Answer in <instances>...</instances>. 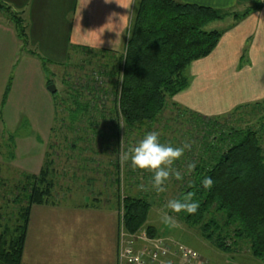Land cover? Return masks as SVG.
<instances>
[{
	"label": "trees",
	"instance_id": "16d2710c",
	"mask_svg": "<svg viewBox=\"0 0 264 264\" xmlns=\"http://www.w3.org/2000/svg\"><path fill=\"white\" fill-rule=\"evenodd\" d=\"M250 9L239 14L180 0H137L125 50L120 57L122 77L112 90L114 106L110 113L115 116L116 128L120 130L121 121L128 130L157 121L168 106V99L189 86L187 69L190 64L210 55L224 34V30L207 27L230 15L238 19L249 13ZM0 10L10 14L22 49L35 54L28 48L29 35L25 20L10 11V7L2 0ZM113 74L116 75V71L110 72V75ZM10 86L11 79L3 103ZM104 92L108 94L107 90ZM56 93L52 94L55 106L58 103ZM83 95L82 90L71 89L70 86L69 97L73 107L69 108V122L72 127L77 120L89 119L92 110L100 107L97 101L93 105L89 101H82ZM95 98L99 100V96ZM176 105L173 103V107ZM177 110L189 115L193 119L191 123L196 122L194 127L201 137L197 141L202 150L192 173L185 171L183 178L178 180L182 186L177 196V199H183L187 193H193L199 208L195 214L180 212L181 215L188 225L198 227L207 240L213 241L224 252L231 253L235 245L245 241L255 258L264 259L262 137L250 128L228 127V130L217 131L215 126H218L221 116L205 117L182 107H177ZM103 112L102 115H105ZM90 124H94L92 120ZM1 127L0 154L12 160L15 157V133L6 130L0 112V130ZM2 138H5L4 141ZM78 140L83 138L71 141L73 148L77 147ZM51 148L53 145L49 144L48 149ZM188 157L189 154H186L182 160ZM175 164H179V160ZM54 165L53 155L47 150L39 173L22 172L21 179L10 189L11 198L6 200L7 192L2 194L4 203L0 204V264H22L32 207L60 204L54 198ZM104 173L116 174L110 169ZM205 177H211L214 181L210 189L203 187ZM90 181L94 179L90 178ZM119 197L121 226L125 232L133 234L145 228L148 236L157 237L155 226L147 223L152 203L144 196ZM92 203H85L84 206H92Z\"/></svg>",
	"mask_w": 264,
	"mask_h": 264
},
{
	"label": "crops",
	"instance_id": "0c3cea01",
	"mask_svg": "<svg viewBox=\"0 0 264 264\" xmlns=\"http://www.w3.org/2000/svg\"><path fill=\"white\" fill-rule=\"evenodd\" d=\"M3 1L20 10L16 0ZM180 1L230 13L251 9L236 20L218 22L224 34L217 47L190 64L189 86L172 98L174 102L205 117L264 103V0ZM136 4L137 0H32L31 12H22L28 23L29 49L40 46L42 54L22 49L14 25L0 13V112L6 130L15 133V157L7 160L0 154L1 162L32 174L44 164L55 104L42 60L68 52L62 44L54 51V41L63 39L66 48L124 51ZM64 203L32 207L22 264H117L114 216L110 215V231L97 225L87 231L86 218L104 221L105 215L90 213L85 204ZM102 250L109 254L100 259Z\"/></svg>",
	"mask_w": 264,
	"mask_h": 264
},
{
	"label": "rangeland",
	"instance_id": "374dc122",
	"mask_svg": "<svg viewBox=\"0 0 264 264\" xmlns=\"http://www.w3.org/2000/svg\"><path fill=\"white\" fill-rule=\"evenodd\" d=\"M16 1L20 8L19 11L2 0L6 6L10 7V11L25 20L26 25V15L22 11L31 12L30 4L32 0ZM0 13L14 25L9 13H6L5 10H0ZM227 18L231 21L236 20L232 15L227 16ZM218 22L210 24L207 28L222 29V24L219 23L218 25ZM26 26L28 33V23ZM57 39L59 38L57 37ZM58 44H62L61 49L65 48L68 51L66 55L62 56L59 54L54 59L42 60L44 70L48 74L49 86L51 84L55 85L58 102L57 106H55L57 118L54 119L52 126L54 129L48 140V144H52L53 148L48 149L47 147V150L51 151L55 160V165L53 166L56 180L54 198L60 203L65 202L66 204L64 203V205L72 204L75 207H83L85 203L94 201L92 206L84 207L90 208V213L97 211L94 214L105 215L107 219L103 221L97 218L98 220L95 221L94 216L86 218L83 224L87 231H90L96 225L99 226L98 229L106 228L110 231L112 218L110 215L114 216L117 264L120 262V251L124 243L122 232L125 231L121 226L122 212L120 210L119 196L126 195L144 196L152 203L147 223L156 228L158 236L153 238L165 239L168 242L189 246L199 252L203 259L209 261L210 264H264V259L255 258L251 254L250 246L247 242L240 241L234 246L231 253H226L215 246L213 241L207 240L198 227L188 225L181 213L169 210L166 207L168 201L177 199L182 186L174 175L166 181V191L160 193L152 186V173L146 170L134 169L130 163L122 165L120 162L122 152L136 145L148 132L157 131L160 133L159 139L163 144H171L174 147H182L185 143L190 145V149H185L183 155L189 154V157L186 160H182V156L179 159V164H174L173 166L175 170L185 174V171H189L188 165L195 163L202 152L201 144L197 141V138L201 137L197 135L194 127L196 122L191 123L193 119L189 115L182 114V112L177 110V107L180 109L181 106L177 104L176 107H173L174 100L168 99V106L154 123H148L141 128L128 130L121 121L120 130L117 129L114 123L115 116L114 114L111 115L110 110L114 106L112 90L122 77V67L120 66L119 68V63L124 51L113 52V50L79 46L66 48V43L63 39L54 41V46L56 47L52 48L54 51L58 52L60 47ZM28 48H30V42ZM35 49L42 54V47L36 46L32 50ZM44 61L46 62L44 63ZM111 71H116L117 74L110 75ZM70 86L71 89L82 90L84 93L82 101H89L91 105L95 101L100 103L99 109L94 108L92 110L89 119L82 118L77 120L73 127L69 122V108L73 107L69 97ZM106 90L108 94L104 92ZM51 93L53 94V92ZM97 96H99V100L95 98ZM102 110H104L103 113L105 115H102ZM219 116H221L219 117V124L215 126L217 131L221 129L228 130V127L256 130L262 137V146L264 148V127L262 126L264 124V103L259 106H254L253 104L242 105L229 113ZM207 117L215 118L216 116ZM62 119H65V121H61ZM91 120L94 123L93 125H89ZM113 123L114 125H112ZM219 134V132L216 133L217 136ZM64 138H69V142L64 140ZM75 138H83V140H78L77 147L73 148L71 141ZM4 139L2 138L3 141ZM86 159L91 161H86ZM109 169L116 174L108 173L106 175L104 172ZM21 173L20 170H15L14 167L0 161V204L4 203L2 194L7 192L6 200L11 198L10 189L21 179ZM188 173L191 174L192 170ZM90 178L94 179V181H90ZM165 213L173 218V223H165L163 221ZM145 230L143 228L136 233H145ZM134 244L136 246L141 245L140 247L144 246L143 242L138 239L135 240ZM99 253L100 259L107 257L109 254L106 250H102Z\"/></svg>",
	"mask_w": 264,
	"mask_h": 264
},
{
	"label": "clouds",
	"instance_id": "9594fccd",
	"mask_svg": "<svg viewBox=\"0 0 264 264\" xmlns=\"http://www.w3.org/2000/svg\"><path fill=\"white\" fill-rule=\"evenodd\" d=\"M159 137L160 133L157 131L148 132L136 145L121 153L120 162L122 165L130 163L134 169L152 173V186L157 192L162 193L166 191L165 183L170 177L174 175L177 180L183 178L173 166L184 155L185 149H190V145L185 143L182 147H174L171 144L161 143ZM195 167V163H190L188 170L191 171ZM202 184L205 189H210L214 181L211 177H205ZM193 196L194 194L189 192L183 199L169 200L166 207L175 213L195 214L199 203L193 199ZM163 221L174 222L167 213L164 214Z\"/></svg>",
	"mask_w": 264,
	"mask_h": 264
},
{
	"label": "built area",
	"instance_id": "2783aa9c",
	"mask_svg": "<svg viewBox=\"0 0 264 264\" xmlns=\"http://www.w3.org/2000/svg\"><path fill=\"white\" fill-rule=\"evenodd\" d=\"M122 234L124 243L119 264H210L189 246L151 238L146 232L131 234L123 231ZM136 239L142 241L144 246H136Z\"/></svg>",
	"mask_w": 264,
	"mask_h": 264
},
{
	"label": "water",
	"instance_id": "95a60500",
	"mask_svg": "<svg viewBox=\"0 0 264 264\" xmlns=\"http://www.w3.org/2000/svg\"><path fill=\"white\" fill-rule=\"evenodd\" d=\"M48 89L51 91V92H55V85L54 84H51L49 87H48Z\"/></svg>",
	"mask_w": 264,
	"mask_h": 264
}]
</instances>
